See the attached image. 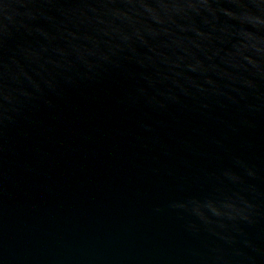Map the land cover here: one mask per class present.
Returning <instances> with one entry per match:
<instances>
[{
    "label": "water",
    "instance_id": "obj_1",
    "mask_svg": "<svg viewBox=\"0 0 264 264\" xmlns=\"http://www.w3.org/2000/svg\"><path fill=\"white\" fill-rule=\"evenodd\" d=\"M0 264H264V0H0Z\"/></svg>",
    "mask_w": 264,
    "mask_h": 264
}]
</instances>
